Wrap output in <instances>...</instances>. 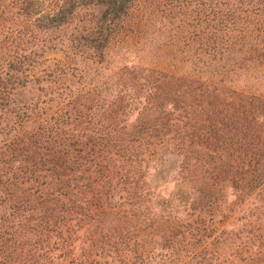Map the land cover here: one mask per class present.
Segmentation results:
<instances>
[{
	"label": "trees",
	"instance_id": "obj_1",
	"mask_svg": "<svg viewBox=\"0 0 264 264\" xmlns=\"http://www.w3.org/2000/svg\"><path fill=\"white\" fill-rule=\"evenodd\" d=\"M13 1L17 9L14 19L35 35L33 39L40 38L41 32L35 31L32 22L36 0ZM76 1L54 0L50 20L70 18L77 9ZM149 2L156 19H164L163 4L171 2L170 10L178 19L169 22L175 25L174 30L183 32L191 23L196 24L194 29H206L199 32L197 42L205 48L201 57L197 61L188 58L193 67L198 66L196 75L154 77L161 84L164 79L178 82L177 94L184 99L192 94L205 101L213 92H224L219 83L203 80L201 75L221 73L222 62L228 60L227 52L229 56L234 53L236 42L245 49L250 47L246 51L251 55L261 53L264 59V0ZM101 6L88 31L91 39H87L96 51L97 40L110 42L145 5L143 0H110ZM184 12L193 15L189 23ZM224 38L226 48L222 46ZM52 75L45 70L44 82L54 80ZM29 83L37 86V93L21 98L16 106L15 98L8 100L6 107H10L0 111L7 113L5 117L0 114V264H171L189 256L192 258L185 264H264V203L248 214L224 207L227 188L234 190V196L243 192L247 197L258 190L264 202V96L237 94L234 119L225 124L229 139L226 136L222 143L216 138L210 143L208 128L212 124L193 121L189 101L149 95L150 83L142 97L133 93L129 100L117 94L107 108L105 101H100L83 109L86 112L80 107L61 108L48 116L39 113L40 105L52 99L55 91L48 87L39 91L42 84L33 79ZM163 87L158 89L160 93ZM64 96L68 94L57 93L56 99L63 104ZM119 100L124 104L122 114L113 108ZM197 102L194 110L201 112L212 105L210 100L207 104ZM28 124H34L33 129L28 130ZM79 124L83 129L78 130ZM194 138L209 145L198 159L193 153L199 142ZM81 139L86 140L85 146L79 148ZM146 142L153 145L144 149ZM159 153H176L181 173L184 168H202L206 185L182 211L167 205L174 200H153L157 189L152 183V171L157 167L153 159ZM238 223L257 236L245 241L244 231L234 228ZM101 229L105 230L102 234ZM144 233L161 240L151 238L142 243L139 237ZM226 241H231L228 251L220 252ZM254 246L255 256L249 253Z\"/></svg>",
	"mask_w": 264,
	"mask_h": 264
},
{
	"label": "rangeland",
	"instance_id": "obj_2",
	"mask_svg": "<svg viewBox=\"0 0 264 264\" xmlns=\"http://www.w3.org/2000/svg\"><path fill=\"white\" fill-rule=\"evenodd\" d=\"M76 2L77 9L71 17L69 14L70 18L60 17L51 21L49 11L54 5V0H36L33 3L34 18L32 22L35 31L41 33L39 34L40 38L33 39L35 35H31L24 24L14 19L17 10L14 1L0 0V85L7 86L0 88V111L3 112L10 107H6L8 100L15 98L16 102L13 105L16 106L21 98L28 99L37 93V86L29 83L32 79L42 84L39 91H47V87L50 89L49 91L51 89L55 91L52 99L49 98L40 105L39 113L44 112L46 116L52 115L61 108L72 110L75 107H80L83 110L89 105L95 106L100 101H105L107 108L110 102L117 99V94L122 98L123 95L127 96L129 100L134 96L133 93L142 97L146 85L150 83L152 91L149 95L151 96H162L175 102L177 98L180 101H189L192 107L190 112L193 121H206L212 124L208 128V138L211 139L209 142H215L217 138L223 143L224 138L227 136V140L231 135L226 129V125L234 119L236 113L234 101L238 98L237 94L246 95L242 92H248L264 96V59L259 56L261 53L256 52L251 55L252 53L246 51L250 47L245 49L239 42L234 44V53L231 56L227 52L225 58L228 60L222 62L224 69L221 73L201 75L203 80H210L214 84L219 83L221 87H224V92H213L205 101L192 94L186 95L184 99L177 94L178 82L164 79V83L161 84L154 78L163 79L167 73L196 75L198 66L193 67L188 58L193 56L197 61L201 57L202 49H205L202 44L197 43L198 37L201 36L199 32H205V28L199 31L193 27L196 24L191 23V27L179 32L174 30L175 25L169 24V22L177 23L178 21L176 15L173 16L175 11L171 12L170 10L171 2L163 4L164 19H156L150 12L151 2L143 0L144 10L136 12L133 17L127 20L125 30L116 32L110 39L108 38L110 42L108 40L96 41L95 45L99 49L98 51L91 48L94 43H89L87 40L91 39L88 31L94 25L93 19H97L98 8H102L101 5L104 3L109 4L110 0H77ZM8 9L15 10V12L7 13ZM191 10L192 8L189 9V11ZM155 13L157 14V12ZM184 14L185 22L189 23L193 16L192 13L184 12ZM46 16L48 20H43ZM209 31H213V29L209 28ZM29 41L31 42L29 43ZM224 41L222 46L226 48V38ZM22 42L26 44H21ZM256 46L261 48L262 44ZM189 47L194 48L189 50ZM48 69L53 73L54 80L49 79L44 82L43 74ZM161 85L164 87L160 93L158 89L161 88ZM60 86L62 87L59 88ZM229 91L236 93L233 95ZM61 92L68 94V96H64L65 99H61L64 101L63 104L56 99L57 93ZM209 100L212 105L207 111L201 112L199 108L194 110L193 105L197 107V101L207 104ZM118 102L113 108L118 109L119 114H122L124 104H121L120 100ZM181 105L184 104L181 103ZM11 108L13 107L11 106ZM129 109L127 108L125 111L128 112ZM6 114L2 113L4 117ZM9 115L11 114L9 113ZM36 118L38 119V116ZM143 120L147 122L149 118L146 120L143 118ZM131 121L132 118H129V123ZM113 122L115 124L117 121ZM24 124L26 125V123ZM33 125L28 124V130L33 129ZM240 125L236 127H241ZM0 127L3 128V125L1 124ZM15 127L18 129V124ZM72 127L73 125L68 126V128ZM77 128L78 130L83 129V125L79 124ZM194 140L199 142L195 144L193 153L198 159L201 151L206 152L205 149H208L209 145L204 140L201 142L198 138H194ZM85 141V139L79 141V148L85 146ZM146 145L150 147L153 142L148 144L146 142L144 149ZM162 154L155 155L153 159V162H157V167L152 171V183L157 188L153 200L157 198L164 202L174 200L172 205L170 203L167 205L171 207V210L182 211L186 204L188 206L189 200L191 202L190 198L195 195V192L206 185L203 183L205 178L202 168H193L192 170L190 168L189 171L184 168V172L181 173L182 165L179 164L177 154ZM86 156L81 155V158L91 157ZM195 161L194 159L193 162ZM232 193L234 190L226 189L224 207H229L231 211L237 213L242 210L248 214L250 210L258 209L264 203L262 196L258 195V190L249 197L243 192L236 196ZM241 226L243 223H238L234 228L244 231L242 236H245V241L247 238L253 239L254 236H257V234L250 233L248 226L244 229ZM104 232V229L100 230V234ZM260 234L262 235V233ZM151 238L156 241L161 240L160 236L155 235L153 238L147 233L141 234L139 237L142 239V243ZM230 244L231 241H226L225 245L219 247L220 252L226 253ZM149 245L150 241L146 243V247ZM254 247L253 251L249 252L253 256H255L254 251L256 250V246ZM191 258V256L179 258L177 262L171 264H185ZM234 264H245V262H235Z\"/></svg>",
	"mask_w": 264,
	"mask_h": 264
}]
</instances>
